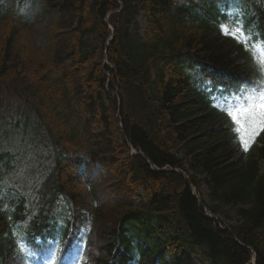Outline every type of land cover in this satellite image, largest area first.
I'll use <instances>...</instances> for the list:
<instances>
[{
  "label": "trees",
  "instance_id": "16d2710c",
  "mask_svg": "<svg viewBox=\"0 0 264 264\" xmlns=\"http://www.w3.org/2000/svg\"><path fill=\"white\" fill-rule=\"evenodd\" d=\"M224 1L0 0V264H18V244L52 237L55 221L89 220L84 264L120 263L135 241L160 264H247L249 246L264 264V132L238 150L225 111L195 87L199 73L227 93L259 79L264 0ZM234 19L251 51L218 30ZM150 164L182 169L198 189L206 175L214 215L249 208L224 229L181 175Z\"/></svg>",
  "mask_w": 264,
  "mask_h": 264
},
{
  "label": "snow or ice",
  "instance_id": "6c2138e0",
  "mask_svg": "<svg viewBox=\"0 0 264 264\" xmlns=\"http://www.w3.org/2000/svg\"><path fill=\"white\" fill-rule=\"evenodd\" d=\"M218 30L226 38L234 39L243 44L244 49L251 51L247 40H240L241 36L248 37L249 32L244 29L238 19H234L232 26L228 23L218 25ZM253 68L258 69L259 79L250 89L244 90V95L232 107L224 109L231 121V129L236 133L239 142L238 150L247 153L256 142L260 132H264V49L251 52ZM52 259H55L53 255Z\"/></svg>",
  "mask_w": 264,
  "mask_h": 264
},
{
  "label": "rangeland",
  "instance_id": "374dc122",
  "mask_svg": "<svg viewBox=\"0 0 264 264\" xmlns=\"http://www.w3.org/2000/svg\"><path fill=\"white\" fill-rule=\"evenodd\" d=\"M140 28L143 33L149 32L150 30L149 24L143 19L140 20ZM72 258L70 259L71 261H72Z\"/></svg>",
  "mask_w": 264,
  "mask_h": 264
}]
</instances>
